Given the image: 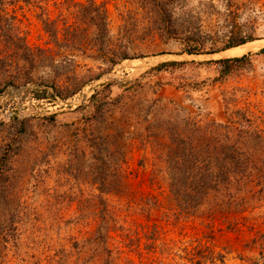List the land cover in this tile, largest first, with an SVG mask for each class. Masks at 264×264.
I'll use <instances>...</instances> for the list:
<instances>
[{
  "label": "rangeland",
  "instance_id": "obj_1",
  "mask_svg": "<svg viewBox=\"0 0 264 264\" xmlns=\"http://www.w3.org/2000/svg\"><path fill=\"white\" fill-rule=\"evenodd\" d=\"M95 2L107 11L102 54L93 29L75 17L86 0H0V16L29 47L52 55L29 82L0 91V222H15L0 232V264H264V139H240L257 173L231 178L185 214L169 192L162 126L190 117L205 129L231 119L264 138V0ZM43 22L63 39L58 47ZM244 38L252 39L246 52L225 53ZM258 44L225 77L208 63ZM195 46L200 55L184 52ZM171 62L185 64L156 69ZM82 83L67 99L57 96ZM106 85L108 105L96 111L90 98ZM43 91L47 99H37ZM225 136L222 128L213 137ZM122 159L118 185L100 194L99 163Z\"/></svg>",
  "mask_w": 264,
  "mask_h": 264
},
{
  "label": "trees",
  "instance_id": "obj_2",
  "mask_svg": "<svg viewBox=\"0 0 264 264\" xmlns=\"http://www.w3.org/2000/svg\"><path fill=\"white\" fill-rule=\"evenodd\" d=\"M75 17H77V22L93 29L95 33V44L93 46L96 51L100 54L106 53L108 51L106 48L109 47V28L105 6L97 4L95 0H86L85 4L79 5L77 16ZM43 23L45 31L49 35L50 42L58 47L63 42V39L60 40L58 38V32L53 27L52 23ZM169 25L170 22L167 21L163 24L161 29H168ZM249 42H252L251 38L240 39L228 44L223 50L238 47ZM0 45L2 48V50H0V91L3 87L15 84L13 83L14 80L21 77L22 79L24 78L25 83L29 82L34 67L43 65V63L52 60V55L49 50L43 48L33 49L29 47L23 36L15 32L10 20L1 16ZM198 48L199 46H195L188 48L184 52L188 55L198 54ZM211 53H214V51ZM259 53L263 54L264 48L261 49ZM249 57V55H244L240 58L211 61L208 63L215 64L218 68L219 76L225 77L248 63ZM126 58V55H121L116 59L125 60ZM117 60H111V62L115 63ZM19 63L28 64L29 67L25 69L23 66L19 65ZM182 64L185 63H164L156 69ZM83 85V83L77 84L75 87L73 86V88H70V90H66L67 92L65 94L57 92V96L62 100L67 99L74 95ZM109 88L110 86L106 85L101 91L91 96V102L99 103L96 107V111L98 108L103 109L105 105H108ZM42 93V95H37V99H47L44 96L45 92L43 91ZM234 125L237 126L235 127ZM162 126L165 128L169 144L166 160L168 172L170 174L169 192L174 198L179 211L182 213L191 214L192 211L201 205L207 194L212 191H217L220 186L228 185L231 178L240 179L257 173L258 171L255 164L248 161V157L251 158L253 152L247 149L244 150L241 148L242 146H239L242 136L258 140L264 139L255 128L249 127L244 130L240 128V123L238 124V122L230 119L225 124H212V128L209 126L203 129L199 127L194 120L190 119V117L182 118V121H176L173 124L165 122L162 123ZM222 128L225 130L226 136L225 140L220 142L217 137L214 138L213 136ZM232 136L236 139L230 144L229 141ZM107 137L108 136H104L102 140L107 139ZM123 160L124 159L114 164L113 167H106L103 162L99 163L100 168L96 171L97 176L95 178V183L98 185L100 194L109 193L118 185ZM108 168L113 171L115 175L111 180H109L105 174ZM116 177H118L117 180H115ZM98 203L101 207V224L98 226L96 234L101 241L103 238L102 235H100V230L105 220L106 206L105 200L100 196L98 197ZM6 223L9 224L8 226L11 230L12 228L14 229L15 222L9 220ZM4 224V221L0 222V232H7L6 228L8 226L5 228L3 226ZM152 239L153 238H151V240ZM197 264H200V262H197Z\"/></svg>",
  "mask_w": 264,
  "mask_h": 264
},
{
  "label": "bare ground",
  "instance_id": "obj_3",
  "mask_svg": "<svg viewBox=\"0 0 264 264\" xmlns=\"http://www.w3.org/2000/svg\"><path fill=\"white\" fill-rule=\"evenodd\" d=\"M259 44H261V42H258ZM259 44L258 45H256V46H254L252 49H250L249 50V52H247V53H245V54H242V55H240V56H244V55H246V54H248V53H250V52H253V51H256L260 46H259ZM250 45V44H249ZM248 45H242V46H240V47H237V48H233V49H229V50H227L225 53L227 54V55H229V56H233V55H235V54H237V53H239V52H246L247 50H248ZM240 56H237V57H240ZM230 58H235V57H230Z\"/></svg>",
  "mask_w": 264,
  "mask_h": 264
},
{
  "label": "water",
  "instance_id": "obj_4",
  "mask_svg": "<svg viewBox=\"0 0 264 264\" xmlns=\"http://www.w3.org/2000/svg\"><path fill=\"white\" fill-rule=\"evenodd\" d=\"M264 48V47H263ZM263 48H260V49H263ZM198 55H200V54H193V55H188V56H191V57H196V56H198ZM208 56H213V55H215V53H211V54H207ZM246 55H248V54H246ZM240 57H242V56H240ZM240 57H235V58H240ZM223 59H232V58H230V57H224Z\"/></svg>",
  "mask_w": 264,
  "mask_h": 264
}]
</instances>
